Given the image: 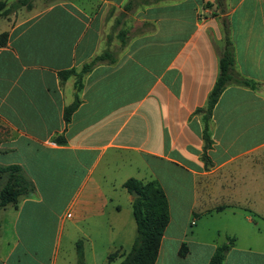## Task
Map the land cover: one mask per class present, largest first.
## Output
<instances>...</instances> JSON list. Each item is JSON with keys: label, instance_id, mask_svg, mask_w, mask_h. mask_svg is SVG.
I'll use <instances>...</instances> for the list:
<instances>
[{"label": "crops", "instance_id": "obj_1", "mask_svg": "<svg viewBox=\"0 0 264 264\" xmlns=\"http://www.w3.org/2000/svg\"><path fill=\"white\" fill-rule=\"evenodd\" d=\"M128 1H38L0 19L8 35L0 48V168L18 167L32 188L0 209V264H73L64 249L78 236L98 264L100 233L101 263L118 253L119 264L130 240L118 237L132 232L110 194L135 172L157 182L168 203L155 264H208L227 238L234 244L222 264H264V250L236 247L241 227L255 235L261 228L227 217L244 209L264 218V0H225L222 13L215 0H133L125 11ZM223 21L236 72L256 86L223 90L205 151L195 111L219 74ZM106 23L118 26L123 45L103 42ZM105 51L114 61L83 76L65 122L75 77L61 81L59 73L79 72Z\"/></svg>", "mask_w": 264, "mask_h": 264}, {"label": "trees", "instance_id": "obj_2", "mask_svg": "<svg viewBox=\"0 0 264 264\" xmlns=\"http://www.w3.org/2000/svg\"><path fill=\"white\" fill-rule=\"evenodd\" d=\"M225 0H215V9L224 12ZM31 9L32 0H17L8 4L6 0H0V19L5 18L19 8ZM133 0H129L124 6L125 11L131 10ZM224 46L219 57V74L208 95L204 109H197L195 114L202 117L203 140L205 151L211 145L210 139V119L211 112L217 103L223 90L230 86H240L245 88H255L256 84L240 76L234 67V52L229 39V25L223 21ZM121 44L125 43L124 35H121ZM8 41L7 33L0 34V48L5 47ZM114 61L112 55L105 51L94 57L89 63L82 66L79 72L74 69L59 73L61 81L67 80L70 76L75 77V95L72 104L64 109V121L68 122L70 116L79 105L78 92L82 89L83 76L99 63ZM63 143V139L60 141ZM6 175L5 183L0 187V209L7 205H15L20 196L31 192L30 184L23 178L20 169L16 166L0 168V179ZM122 187L132 196L131 211L136 225V236L130 251L124 255L119 264H155L157 259L161 238L169 222L168 203L165 194L159 184L155 181L142 182L135 178L127 179ZM234 239L227 238V241L218 246L213 253L208 264H222L228 251L233 247ZM78 264H84V254L79 242L76 244ZM186 246L183 244L179 250V256H184ZM118 253H110L108 262H112Z\"/></svg>", "mask_w": 264, "mask_h": 264}, {"label": "rangeland", "instance_id": "obj_3", "mask_svg": "<svg viewBox=\"0 0 264 264\" xmlns=\"http://www.w3.org/2000/svg\"><path fill=\"white\" fill-rule=\"evenodd\" d=\"M7 3L10 5L14 2H16L17 0H6ZM38 1H43L44 4H48L49 2L53 1V0H32V2H34V4H38ZM21 9V8H19ZM18 9V10H19ZM17 11V10H16ZM15 11V12H16ZM108 22H109V19H108ZM106 27H105V31L103 33V42H106L107 45H111L113 44V42H116L117 40L119 41L120 39H118V26L116 27H113L111 26V24L109 23H106L105 24ZM123 28V27H122ZM123 36V35H122ZM121 37V36H120ZM116 49V47H114ZM114 50V49H113ZM131 174H134L132 175L131 178H138L137 176H139V178H143L144 177V174L140 173H131ZM119 177H120V180H122L123 178H125V176L123 174H121V171L119 172ZM119 177L117 178L118 181H119ZM166 180H170L169 177H166ZM104 188L107 190V192H111L110 191V187L105 185ZM110 196L113 198L115 204H117V206H119L121 208L120 210V217H121V221L124 220L123 218H128V220L130 221V227H129V232L131 233L132 232V238L130 239V236L128 235L127 233V230L122 233H120L118 239L121 240L122 242H127L130 240V245L128 247V244L124 247V248H127V252L130 250V248L132 247L131 245L133 244V241L135 239V236H136V226L134 227V229H132L131 227V223H133V225H135L134 221H133V217H132V214H131V206H130V203L128 201V198L130 197V194L124 189V188H121V187H118V190L116 192L113 193V195L110 194ZM132 197V196H131ZM133 199V197H132ZM235 216H232L231 213L228 214V218H229V221L228 223H230L232 226H236L237 225V221H240V223L244 226V225H248V227L250 229H253L251 225L245 223V218L244 217H248V218H251L253 220V222L255 224H257V226L259 228H261L262 230V234H257L255 235L254 233H251L249 234V232H244L243 231V227H241V231H239V237L236 241V247L238 249H249V248H252L253 250H264V221L262 218H259L258 216L254 215L253 213H250L248 211H245L244 209H240V210H236L235 212ZM104 222L102 221V223L105 225V221H108L106 219V217H104ZM96 237V239H98L99 243V247H98V254H97V262L98 264H103L101 262H103V260L105 259V255H106V252H107V248L104 249V252L103 253H100L102 251V248L101 246H103V241L105 240L106 238V235L105 234H97V235H93ZM77 242H79L82 246V252L83 254L85 253L86 256L88 258V260H86V262L84 261V264H90V258H89V254L88 251H89V244L88 242L78 236L74 243L72 245H70L71 247L69 249L65 248L64 249V254H65V258L68 259H72L73 261V264H78V256H77V247H76V244ZM132 242V243H131ZM223 242H225V240H223ZM126 244V243H125ZM124 244V245H125ZM111 250V249H110ZM105 264H118L117 261H112V262H108V263H105Z\"/></svg>", "mask_w": 264, "mask_h": 264}, {"label": "water", "instance_id": "obj_4", "mask_svg": "<svg viewBox=\"0 0 264 264\" xmlns=\"http://www.w3.org/2000/svg\"><path fill=\"white\" fill-rule=\"evenodd\" d=\"M132 197H133V198H135V197H136V194H135V193H133V194H132Z\"/></svg>", "mask_w": 264, "mask_h": 264}]
</instances>
